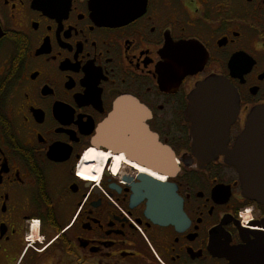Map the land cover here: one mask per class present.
<instances>
[{
	"label": "flooded vegetation",
	"instance_id": "flooded-vegetation-1",
	"mask_svg": "<svg viewBox=\"0 0 264 264\" xmlns=\"http://www.w3.org/2000/svg\"><path fill=\"white\" fill-rule=\"evenodd\" d=\"M94 1L0 0V264H256L264 203L244 194L225 153L192 161L185 113L199 82L225 77L239 95L234 150L264 106V0H102L135 5L119 20ZM170 64L195 68L163 81ZM124 96L175 151V177L125 156L111 171L121 154L94 139ZM89 149L111 155L93 164ZM90 164L98 179L75 174ZM144 173L176 186L182 220L148 216Z\"/></svg>",
	"mask_w": 264,
	"mask_h": 264
},
{
	"label": "water",
	"instance_id": "water-1",
	"mask_svg": "<svg viewBox=\"0 0 264 264\" xmlns=\"http://www.w3.org/2000/svg\"><path fill=\"white\" fill-rule=\"evenodd\" d=\"M134 7L128 3L94 1L95 10L112 20L131 17ZM192 65L170 64L162 69L163 81L167 80L168 72L175 78L192 73L195 68ZM234 66L231 64L232 68ZM238 111V92L225 77L211 76L197 84L188 97L185 113L192 139V161L203 167L225 153L229 163L240 173L244 194L264 203V106L253 109L234 150L229 151V130ZM148 117V109L139 100L121 97L101 123L94 144L124 154L128 160L152 172L175 177L181 170L177 155L150 129ZM142 179L145 185L141 188L145 193L141 189L139 199L148 198L147 214L152 220L167 223L184 218L183 200L175 185L159 181L148 173H144ZM249 251L252 262L264 264V251L259 244L251 245Z\"/></svg>",
	"mask_w": 264,
	"mask_h": 264
},
{
	"label": "clouds",
	"instance_id": "clouds-1",
	"mask_svg": "<svg viewBox=\"0 0 264 264\" xmlns=\"http://www.w3.org/2000/svg\"><path fill=\"white\" fill-rule=\"evenodd\" d=\"M108 153L111 154V152H108ZM105 154H106L105 152H97V151L87 152V155L98 157V158H106ZM124 160H125V157L123 154L114 156L111 171L115 173L120 168L121 162Z\"/></svg>",
	"mask_w": 264,
	"mask_h": 264
},
{
	"label": "snow or ice",
	"instance_id": "snow-or-ice-1",
	"mask_svg": "<svg viewBox=\"0 0 264 264\" xmlns=\"http://www.w3.org/2000/svg\"><path fill=\"white\" fill-rule=\"evenodd\" d=\"M88 151H96V150L95 149H89ZM105 155L107 157V156H109L111 154L110 153H106ZM94 158H95L94 156H89V155H87V153H85V155H84V160H89V159H94ZM89 171H90V169H88V168H81V170L77 171L75 174L77 176L83 177L86 180L98 179V177L88 175Z\"/></svg>",
	"mask_w": 264,
	"mask_h": 264
},
{
	"label": "bare ground",
	"instance_id": "bare-ground-1",
	"mask_svg": "<svg viewBox=\"0 0 264 264\" xmlns=\"http://www.w3.org/2000/svg\"><path fill=\"white\" fill-rule=\"evenodd\" d=\"M94 160H95V158L94 159H90V162L91 163H93L94 164ZM101 162V161H100ZM103 162V161H102ZM98 163V162H97ZM93 164H90V166L88 167V169H90V171L88 172V173H92V170H93ZM86 165V164H85ZM85 165H84V167H85ZM88 166V165H87ZM98 168V167H97ZM96 168V169H97ZM101 170V169H100ZM145 170V169H144ZM146 172H149L148 170H145ZM152 173V172H151ZM154 174V173H153ZM90 175V174H89Z\"/></svg>",
	"mask_w": 264,
	"mask_h": 264
},
{
	"label": "built area",
	"instance_id": "built-area-1",
	"mask_svg": "<svg viewBox=\"0 0 264 264\" xmlns=\"http://www.w3.org/2000/svg\"><path fill=\"white\" fill-rule=\"evenodd\" d=\"M243 220H244L245 222H248V221H249V218H248L247 216H243Z\"/></svg>",
	"mask_w": 264,
	"mask_h": 264
}]
</instances>
